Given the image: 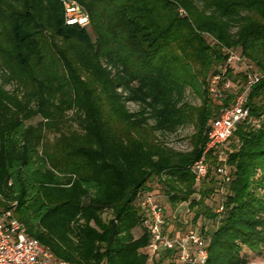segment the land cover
Segmentation results:
<instances>
[{"label":"trees","instance_id":"1","mask_svg":"<svg viewBox=\"0 0 264 264\" xmlns=\"http://www.w3.org/2000/svg\"><path fill=\"white\" fill-rule=\"evenodd\" d=\"M65 2L88 25H67ZM223 49L264 75V0H0V209L16 202L27 234L59 260L149 264L134 202L149 190L186 204L187 225L208 239L205 264L264 256V77L224 158L208 156L214 174L196 184L190 173L222 104L208 105L206 84ZM187 126L191 150L167 146Z\"/></svg>","mask_w":264,"mask_h":264},{"label":"built area","instance_id":"2","mask_svg":"<svg viewBox=\"0 0 264 264\" xmlns=\"http://www.w3.org/2000/svg\"><path fill=\"white\" fill-rule=\"evenodd\" d=\"M64 7L67 25H88V17L77 3L65 2ZM233 70L242 71L244 75V80L238 87L231 84L226 76L228 71ZM262 77L264 75L257 72L251 63L233 50L225 49L223 67L211 77L208 89L211 97L218 101H223L229 94L232 95V100L218 109L216 117L209 124L202 154L190 167L196 184L201 183L208 174V156L213 155L222 160L236 127L248 120L247 97L251 88ZM216 174L223 182L230 181L225 165L220 164ZM134 202L141 215L140 226L149 237L147 252H169L173 255L174 264H205L208 239L194 228L167 235L162 206L154 191L140 190L135 195ZM15 207L16 202H13L9 209H0V264H74L55 258L48 247L29 236L24 224L15 217Z\"/></svg>","mask_w":264,"mask_h":264},{"label":"rangeland","instance_id":"3","mask_svg":"<svg viewBox=\"0 0 264 264\" xmlns=\"http://www.w3.org/2000/svg\"><path fill=\"white\" fill-rule=\"evenodd\" d=\"M178 15L179 17H185L186 12L184 9L180 8L178 10ZM212 39V38H211ZM234 52H238V50H234ZM222 54L224 56L225 54V49L222 50ZM223 65L221 66H215V69L212 71V73L219 72V69L222 68ZM211 76V74H210ZM227 79L231 81V84H233L235 87H238L242 84L244 80V75L242 71H228L227 74ZM96 81L95 80H87L85 85L88 86V88L91 89V91L97 92L99 90V87L96 86ZM12 85V84H11ZM9 85L7 88H12V86ZM97 89L96 90H94ZM206 97H207V102L208 105L215 107L216 102L217 103H222L224 106L228 105L231 100H232V95L229 94V97L223 98V101L219 102L216 99L211 97V94L209 92V83L206 84ZM185 99L187 102H189L193 106H199L201 104V98L198 96L197 93L191 91L190 89L186 90L185 93ZM221 104V105H222ZM127 108L130 111H136L137 106L135 104L128 103ZM41 119L39 117L35 118L31 123L35 125L38 123ZM209 126V125H208ZM194 134V129L191 126L183 127L178 129L174 134L168 135L165 137V142L167 146L171 147L175 151L181 152V153H186L191 150V144H190V136ZM217 158V157H216ZM219 160V159H218ZM218 165L222 164L227 167L226 162H219L217 161ZM216 166L214 164H209L208 170L211 174H214ZM229 172V171H228ZM164 218H165V232L167 235L171 236L177 232H185L187 229H189L190 226L187 225L188 219L191 218V212H188V207L186 204H180L177 205L174 209L171 208L169 205H167L166 202H162V199L160 201ZM26 226L30 228L32 231H35L37 229V225L35 222L31 220H24ZM170 256L166 254V252H158L156 254H151L149 264H169ZM248 259L250 264H264V256L261 257H254L253 255L249 254Z\"/></svg>","mask_w":264,"mask_h":264},{"label":"crops","instance_id":"4","mask_svg":"<svg viewBox=\"0 0 264 264\" xmlns=\"http://www.w3.org/2000/svg\"><path fill=\"white\" fill-rule=\"evenodd\" d=\"M157 197H158V201H159V202L161 201V199H162V202H163V201L165 202L164 197H162V196H157Z\"/></svg>","mask_w":264,"mask_h":264}]
</instances>
